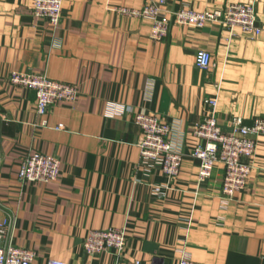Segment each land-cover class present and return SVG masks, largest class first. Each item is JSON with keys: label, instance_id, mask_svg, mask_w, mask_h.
Wrapping results in <instances>:
<instances>
[{"label": "crops", "instance_id": "1", "mask_svg": "<svg viewBox=\"0 0 264 264\" xmlns=\"http://www.w3.org/2000/svg\"><path fill=\"white\" fill-rule=\"evenodd\" d=\"M148 1L67 0L54 28L32 16V0H0V221L14 217L13 243L33 251L31 264H177L183 253L195 264H264V137L245 189L227 202L223 166L198 183L191 156L206 99L217 97L225 132L234 117L245 125L264 117V0H254L256 39L237 28L231 35L215 24L172 23L160 41L150 39L149 19L116 11ZM247 1L165 0V7L204 11ZM199 50L210 54L207 70L195 65ZM12 72L76 85L77 96L40 116L35 93L8 81ZM141 111L165 120L183 153L170 183L140 164L134 115ZM32 153L60 160L56 181H18ZM153 184L169 189L154 195ZM113 227L125 229L122 257L87 255L89 232Z\"/></svg>", "mask_w": 264, "mask_h": 264}, {"label": "built area", "instance_id": "2", "mask_svg": "<svg viewBox=\"0 0 264 264\" xmlns=\"http://www.w3.org/2000/svg\"><path fill=\"white\" fill-rule=\"evenodd\" d=\"M65 1L67 0H32V16L44 19L55 28L61 21L62 5ZM165 4V0H153L140 9L119 7L116 11L129 18L149 19V37L153 41L165 38L172 23L198 30L207 24H215L227 29L231 35H234V29L237 28L247 39H256L261 33L254 0L229 3L222 8L204 11H195L188 7L168 11ZM195 65L202 70L209 69L210 54L204 50L197 51ZM8 81L35 93L36 112L40 116L58 103L73 102L78 93L76 85L52 80L43 74L12 72ZM204 103L206 113L193 130L198 142L191 156L198 161V183H203L211 177L216 164L223 166L221 196L227 202L247 185V177L253 168L257 140L264 137V117L254 118L250 125H245L241 118L234 117L231 120V129L225 132L216 120L217 97L206 99ZM134 123L140 131L137 141L140 164L146 170L158 168L170 183L178 175L183 158L181 150L174 147L169 139L171 126L157 115L144 111L134 115ZM55 128L62 129L63 126L57 125ZM59 173L60 160L57 157L32 153L23 159L18 181L51 183L58 179ZM168 189L167 185H151L154 195L165 194ZM13 226L12 215H7L0 221V264H31L35 255L33 251L13 243ZM82 246L90 256L114 251L116 256L122 257L126 248L125 229L113 227L91 230ZM47 264L69 263L51 259ZM177 264L195 263L183 253Z\"/></svg>", "mask_w": 264, "mask_h": 264}]
</instances>
